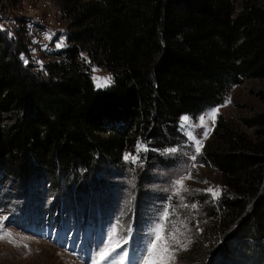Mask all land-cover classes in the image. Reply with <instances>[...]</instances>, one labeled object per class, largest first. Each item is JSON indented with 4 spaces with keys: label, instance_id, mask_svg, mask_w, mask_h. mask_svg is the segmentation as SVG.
I'll use <instances>...</instances> for the list:
<instances>
[{
    "label": "trees",
    "instance_id": "1",
    "mask_svg": "<svg viewBox=\"0 0 264 264\" xmlns=\"http://www.w3.org/2000/svg\"><path fill=\"white\" fill-rule=\"evenodd\" d=\"M61 10L67 43L40 67L0 28V159L22 183L45 176L58 187L61 178L73 197L88 195L97 176L130 166L123 158L138 142H177L183 113L194 117L234 84L264 77V0H63ZM91 63L111 72L109 84H94ZM153 151L134 187L139 202L152 165L169 162ZM201 158L221 192L195 195L206 220L183 262L201 264L222 243L264 244V111L238 122L218 116Z\"/></svg>",
    "mask_w": 264,
    "mask_h": 264
},
{
    "label": "rangeland",
    "instance_id": "2",
    "mask_svg": "<svg viewBox=\"0 0 264 264\" xmlns=\"http://www.w3.org/2000/svg\"><path fill=\"white\" fill-rule=\"evenodd\" d=\"M62 1L3 0L0 28L6 32L7 40L22 39L28 50L21 53L24 61L40 67L44 61L57 57V51L67 43L70 26L61 10ZM89 68L97 87L109 84L99 79L111 77L106 67L91 63ZM217 109L218 114L213 120L210 114ZM258 110L264 111V77L245 78L234 84L222 103L194 117L183 113L179 123L187 136L153 151L169 162L158 161L152 165L148 183L143 180L144 186L150 190L149 196L138 201L133 209L126 206L130 203V189L137 185L139 172L146 167V146L140 142L137 143L135 162L124 157L123 163L130 164L127 168L113 167L107 178L93 174L100 179L97 187L93 185L87 196L78 193V202L74 199L77 195L73 197L69 190L60 186L63 184L61 178L58 187L50 185L45 176L27 175V181L22 183L19 179L21 172L11 169L9 161L0 159V165L6 166V173L0 169V218L6 217L0 231L11 233V237L0 239V264H92L110 239L119 240L121 247L109 258L112 263L108 260L106 264H132L131 261L143 251L138 263L142 264L145 246L151 242L150 233L153 231L154 237V229L161 223L167 225L166 234L179 229L177 235L181 243L187 245L186 248L173 245L179 250L171 264H192V257L189 256L186 262L183 257L188 256L186 251L196 238L198 225L206 220L195 195L204 191L216 197L207 191L209 188L221 192L218 171L203 161L202 151H196L195 140H201L203 147L211 141L218 116L238 122L241 115ZM184 116L191 118L189 124L183 123ZM200 117H205V124H201ZM242 127L249 131V128ZM189 174L191 179L186 178ZM180 179L184 180L188 191L177 194L175 182ZM85 208L90 212V222L85 217ZM165 211L169 213L167 220L163 216ZM87 227L84 231L83 228ZM51 229L52 240L49 237ZM113 231L118 233L116 237H113ZM64 246H72L75 250L70 251ZM217 249L216 245L201 264H264V244L253 242L250 245L245 243L244 247L237 244L229 247L228 243H222ZM125 252L127 258L123 256ZM133 255L134 258H129ZM89 256L93 261L86 259Z\"/></svg>",
    "mask_w": 264,
    "mask_h": 264
},
{
    "label": "snow or ice",
    "instance_id": "3",
    "mask_svg": "<svg viewBox=\"0 0 264 264\" xmlns=\"http://www.w3.org/2000/svg\"><path fill=\"white\" fill-rule=\"evenodd\" d=\"M99 79L104 81L105 84L111 82V77H102ZM217 114H218V109L214 110L210 114V118L214 120ZM199 119L201 124L206 123L205 117H200ZM182 120L184 124H189L191 122V118L188 116H184ZM204 135L206 136L207 133H205ZM192 139L195 140V137H192ZM195 144H196V151L197 152L202 151V147H203L202 141L195 140ZM171 151H175V149H172ZM125 159H131L133 162H135L137 157L133 156L132 154H128L125 156ZM192 159L195 160L196 157L193 156ZM186 178L191 179V174H189ZM175 183L176 185H178V187H176L175 189L177 194H179L181 191L184 192L188 191L187 187L184 185L183 179L177 180ZM207 191L211 192L216 197H219L220 195L219 190L214 191L213 189L209 188L207 189ZM181 199H183V197H181ZM192 207H196V205H192ZM163 216L164 219L167 220L169 213L165 211ZM4 219H6V217L0 218V229H3L2 221ZM166 228L167 225L165 223H161L154 229L155 235L153 239L151 240L150 243H148L145 246L144 255L141 258L142 264H171V262L175 259V254L179 250V248L187 247L186 244L181 243L177 235L179 229H176L170 234H166ZM117 235L118 233L116 231H113V237H116ZM5 236L11 237V233H8L6 231H0V239H3ZM123 243L126 244L127 241L124 240ZM174 244L178 245L179 248H174L173 247ZM120 247H121V242L119 240L110 239L109 244L105 246L103 250L98 252L96 259L93 261V264H105V262L109 260L112 254L116 252V249ZM123 256L124 258H127V253L125 252Z\"/></svg>",
    "mask_w": 264,
    "mask_h": 264
}]
</instances>
